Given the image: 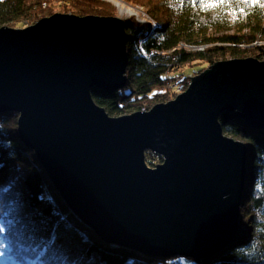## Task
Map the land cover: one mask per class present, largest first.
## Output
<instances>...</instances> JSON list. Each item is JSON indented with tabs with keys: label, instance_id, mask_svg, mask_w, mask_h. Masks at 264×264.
<instances>
[{
	"label": "water",
	"instance_id": "obj_1",
	"mask_svg": "<svg viewBox=\"0 0 264 264\" xmlns=\"http://www.w3.org/2000/svg\"><path fill=\"white\" fill-rule=\"evenodd\" d=\"M127 18L56 12L0 26V112L61 197L109 243L196 259L239 228L248 145L224 133L231 112L264 129V59H220L175 98L113 116L94 88L128 81ZM163 157L149 166L146 151Z\"/></svg>",
	"mask_w": 264,
	"mask_h": 264
},
{
	"label": "trees",
	"instance_id": "obj_2",
	"mask_svg": "<svg viewBox=\"0 0 264 264\" xmlns=\"http://www.w3.org/2000/svg\"><path fill=\"white\" fill-rule=\"evenodd\" d=\"M143 7L149 20L127 21L128 81L117 90H92L95 101L113 116L148 109L169 101L180 81L192 78L220 59H264V0H225L202 6L200 0H124ZM61 12L116 16L109 0H0V26ZM243 9L241 12L240 10ZM181 42L206 45L188 50ZM207 65V66H206ZM199 68V69H196ZM195 74V73H194ZM15 111L0 112V264H40L30 245L43 238L68 249L76 264H167L169 259L141 254L100 238L71 210L59 194L34 150L20 138ZM224 133L249 147L247 179L236 235L220 250L199 259L174 255L173 264H264V129L251 128L231 112H223ZM253 159L250 161V159ZM163 157L146 151V162L156 166ZM65 216V217H64ZM86 241V242H85ZM137 264V263H132Z\"/></svg>",
	"mask_w": 264,
	"mask_h": 264
},
{
	"label": "clouds",
	"instance_id": "obj_3",
	"mask_svg": "<svg viewBox=\"0 0 264 264\" xmlns=\"http://www.w3.org/2000/svg\"><path fill=\"white\" fill-rule=\"evenodd\" d=\"M86 242V241H85ZM7 247L6 244H0V249ZM33 252H36L40 264H76L75 259L68 249L53 242H46L43 238L30 245ZM2 255V252H0Z\"/></svg>",
	"mask_w": 264,
	"mask_h": 264
},
{
	"label": "rangeland",
	"instance_id": "obj_4",
	"mask_svg": "<svg viewBox=\"0 0 264 264\" xmlns=\"http://www.w3.org/2000/svg\"><path fill=\"white\" fill-rule=\"evenodd\" d=\"M110 2H112L116 7H117V15L116 16H120V17H123V18H129V17H135V18H137L138 19V17L140 18V19H142L143 18V15H144V10L140 7V6H133L132 4L130 5L129 3H127L126 1H124V0H109ZM120 2L121 4H122V6L123 7H125V8H128L129 10H132L133 11V13L132 14H127V13H122L121 12V10H120V7L117 5L118 3L117 2ZM56 9H55V11L56 12H61V10H60V7L59 6H56L55 7ZM55 12V13H56ZM139 20V19H138ZM19 24H17L18 26H15V27H25V26H27V25H29L30 23H28V20H24L23 22H18ZM207 66V65H206ZM209 66V65H208ZM207 66V67H208ZM196 69H199V68H196ZM204 70V69H203ZM202 70V71H203ZM201 72V71H200ZM200 72H194L193 73V71L191 72V74L192 75H197L198 73H200ZM180 77L178 76L177 77V79H179ZM176 79V80H177ZM177 94H178V92H177ZM176 94V95H177ZM176 97V96H175ZM175 97H173V98H175ZM172 98V99H173ZM162 102H164V101H162ZM158 103V102H157ZM72 212V211H71ZM65 217V216H64ZM133 258L131 259H129L126 263H124V264H132L133 263ZM176 260V258L175 257H172V259L171 258H169V263H167V264H173V262Z\"/></svg>",
	"mask_w": 264,
	"mask_h": 264
},
{
	"label": "bare ground",
	"instance_id": "obj_5",
	"mask_svg": "<svg viewBox=\"0 0 264 264\" xmlns=\"http://www.w3.org/2000/svg\"><path fill=\"white\" fill-rule=\"evenodd\" d=\"M118 4V6L120 7V10H121V12L122 13H127V14H132L133 13V11L132 10H129L128 8H125V7H123L122 6V4L118 1L117 2ZM192 50H197V49H192ZM212 64V63H211ZM129 67V66H128ZM207 68V67H206ZM205 68V69H206ZM204 69V70H205ZM202 72V71H201ZM181 80V77L179 78V79H177L176 81H177V88H179V86L181 85V84H184V87L182 88V89H180L179 91H178V93H181V92H183V91H185L188 87H189V85L192 83V78H190V79H188V80H185V81H180ZM151 108V107H150ZM150 108H148V109H145V108H143L142 110H149ZM243 120V119H242ZM250 127V126H249ZM252 128V127H251ZM227 135V134H226ZM228 136H230V135H228ZM230 137H232V136H230ZM234 138V137H233ZM248 147V146H247ZM248 150H249V147H248ZM248 153V152H247ZM253 159L251 158L250 159V161H252ZM163 162V161H162ZM159 163H161V162H159ZM247 179V178H246ZM69 211H71V210H69ZM218 250H220V249H218ZM141 254H145V253H143V252H140ZM156 257H158V258H166V260H168L171 256H164V255H157ZM134 258H136V259H139V260H141V258L140 257H137V256H135V257H133V259ZM132 259V258H131ZM133 261V263H137V264H140V263H138V262H136L135 260H132Z\"/></svg>",
	"mask_w": 264,
	"mask_h": 264
},
{
	"label": "built area",
	"instance_id": "obj_6",
	"mask_svg": "<svg viewBox=\"0 0 264 264\" xmlns=\"http://www.w3.org/2000/svg\"><path fill=\"white\" fill-rule=\"evenodd\" d=\"M142 9H143V7H141ZM144 10V9H143ZM138 19H139V21H141V22H146V21H148L149 20V17L146 15V13L144 12V15H143V18L142 19H140L139 17H138ZM179 46L180 47H182V48H186V49H188V50H192V49H204L205 47H206V45H198V44H188V43H185V42H181L180 44H179ZM184 87V84H181L180 86H179V88H178V91L180 90V89H182Z\"/></svg>",
	"mask_w": 264,
	"mask_h": 264
},
{
	"label": "snow or ice",
	"instance_id": "obj_7",
	"mask_svg": "<svg viewBox=\"0 0 264 264\" xmlns=\"http://www.w3.org/2000/svg\"><path fill=\"white\" fill-rule=\"evenodd\" d=\"M224 3L225 0H200V3L202 6L208 5V6H215V3ZM245 3H251L253 5L259 4V0H245ZM261 7H264V4H260ZM241 12L243 9L240 10Z\"/></svg>",
	"mask_w": 264,
	"mask_h": 264
}]
</instances>
